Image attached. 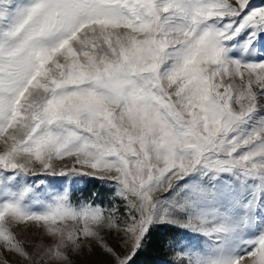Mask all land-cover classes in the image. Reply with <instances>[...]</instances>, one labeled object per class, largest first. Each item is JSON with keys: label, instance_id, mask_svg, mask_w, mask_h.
<instances>
[{"label": "snow or ice", "instance_id": "obj_1", "mask_svg": "<svg viewBox=\"0 0 264 264\" xmlns=\"http://www.w3.org/2000/svg\"><path fill=\"white\" fill-rule=\"evenodd\" d=\"M154 242L264 264V0H0V264Z\"/></svg>", "mask_w": 264, "mask_h": 264}, {"label": "trees", "instance_id": "obj_2", "mask_svg": "<svg viewBox=\"0 0 264 264\" xmlns=\"http://www.w3.org/2000/svg\"><path fill=\"white\" fill-rule=\"evenodd\" d=\"M165 237L176 235L175 233H165ZM157 241L160 236H157ZM169 257L166 254V250L160 246L158 242H154L152 246L149 247L147 254L140 257L141 260L146 261V264H157V262L167 260Z\"/></svg>", "mask_w": 264, "mask_h": 264}]
</instances>
